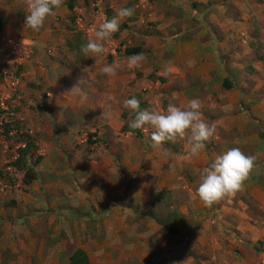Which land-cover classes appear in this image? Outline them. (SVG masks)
Masks as SVG:
<instances>
[{
  "label": "crops",
  "instance_id": "obj_1",
  "mask_svg": "<svg viewBox=\"0 0 264 264\" xmlns=\"http://www.w3.org/2000/svg\"><path fill=\"white\" fill-rule=\"evenodd\" d=\"M81 1L83 0H63L62 6L46 21L42 29L33 32L24 26L27 14L26 0H17L22 2V4L17 3L21 4L20 9L16 5L8 16L10 3L0 0V32L20 35L29 44L32 54L33 51L36 53L33 54V59L27 62L25 72L22 74L28 77V80L34 78L35 81L41 75L46 76L47 81L59 79L56 85L57 91L62 89L66 82L74 81V92L77 95L85 90L78 82L89 81L96 86L101 82V87L103 86L101 89L90 87L93 90L91 95L93 100L98 99L91 104V108L95 113L103 115V120L107 121L111 140L115 133L122 136L120 130L127 122L118 118L123 110L119 108L120 103L133 93H140L144 97L141 101L144 108L157 111H164L169 103L184 107L188 100L198 98L202 102L203 118L209 124L216 125L215 137L206 142L205 148L196 156L189 152V145L184 140L181 142L184 145L183 149L178 153L171 152L172 155L171 153L165 155L161 145H159V153H155L153 159L152 154L145 149H140L143 154L129 155L127 159L128 166H131L129 169L138 166L140 162L144 163V167L143 164L140 165L143 171L140 170L141 174L130 182L129 186L136 183L143 187L144 191L151 187H154L151 189L153 191H164L171 187L172 191L182 194L181 199L184 204L188 203L190 208L195 209L194 211L209 209L210 206H205L196 194L200 182L199 173L215 156L212 155L215 151H210L207 145L212 143L220 145L218 154L228 150L229 145H234L245 155L253 156L255 159L242 188L232 196L225 197L231 204L226 203L224 205L226 211H223L232 214L231 209L238 202L245 208L241 196L244 199L249 198L252 204H258L260 200L264 201V185L259 182V179L264 180V156L261 157L259 152L255 151L254 136H247L249 122L228 119L229 113L238 112L239 108L241 109L239 112L244 115L245 107L242 109V106L255 100L254 98L258 97L261 91L264 81V0H108L105 8L106 18L113 17L122 7H132L135 11L132 16L121 22L119 30L106 42L107 51L102 55L91 57H85L80 48L87 39L95 37V32L84 31L86 37L79 42L77 31L68 32V28L61 26L63 20L73 21L71 8L74 5L84 7ZM61 49L69 52L75 50L81 58L76 59L75 62L65 56L62 57L59 55ZM137 53H142L145 59L139 69L130 70L127 67V58ZM30 62L34 64L35 73L32 76L33 71L28 70ZM105 64L119 65L115 76L108 77L101 72ZM61 95L65 94L61 93L58 96L60 101ZM6 96L10 98L9 92ZM80 96L79 99H82L83 95ZM54 99L55 97L51 103L53 105L49 104L48 106H51L47 108L48 106L43 103L36 108L37 112L35 107L29 105L20 106L18 109V104L16 105L14 100L10 105L12 116L14 114L15 118L20 119V122L17 121L19 126L24 128L22 130L33 133L30 137L27 135L16 139L14 148L27 150L32 146L36 149L37 155L42 154L43 159L41 163L39 162L38 168L44 166L43 174L46 179V176L53 175L49 166L55 162L54 157L59 155L57 144H71L65 132L57 134V137L52 129L53 122L49 124L52 119L55 124L60 125L59 113H63V109L67 106L60 105ZM77 103L75 111H84L82 101ZM113 104L115 105L112 106ZM209 104H214L215 107L209 108ZM47 112L56 113L50 118L49 115H45ZM233 131H236L235 135L238 136L235 137L234 144L227 135L230 132L232 134ZM144 137L145 141H148V138ZM37 145L39 148L36 147ZM32 151L28 153L32 154ZM193 162L198 164L194 165ZM91 170L96 177L104 176L94 165ZM106 170L109 172L102 171L107 174V178L102 183L108 195L106 199L112 203L123 195L125 178H129L133 172L128 169L121 172L112 167ZM89 171L90 169L78 170L79 174L76 177L79 182L83 184L84 176ZM141 178L143 180L140 182ZM35 179L28 184L21 179V185L23 184L27 190L14 189L10 194L22 204L19 215L15 212L13 216L0 218V264H71L69 256L79 247L86 251L91 264L90 244L81 243L78 235L73 234L77 229L71 228V225L78 224L77 221L81 219L48 215L54 209L53 202L62 197V192L58 194L57 190L54 193L50 191L49 196L37 192L39 186L38 180ZM52 184H54L52 188H57L55 181ZM52 188L49 187L48 190ZM79 192L90 191L83 186ZM82 193L76 195L81 202ZM63 199H68V195H64ZM72 199L73 195L69 200ZM44 204L47 210L42 213L46 215H41L39 210ZM179 206L184 207L182 204ZM59 212L65 213L63 210ZM29 213L36 215H28ZM100 218L99 215L95 216V219L91 216V221L95 223ZM251 219L250 216L247 222L246 219L239 221L237 226L233 225L234 231L228 233L233 237V247L239 250L238 259L234 264H257L253 260V251L260 241L263 243L262 247L264 246L262 220L256 225V223L250 224ZM101 222L105 223L104 226L109 225L111 217H106ZM230 223L226 222L223 226ZM100 225L97 223V227L93 230L96 234L91 233L90 238L86 237L88 242L96 241L98 237L100 240L109 237L111 229L109 227L100 229ZM212 231L207 233L208 238L212 237ZM92 234L96 235V238H93ZM73 241L76 243L71 245ZM192 242L195 243L194 237ZM192 242L191 246H194ZM97 243L101 251L109 246L108 243L104 246ZM109 255L110 253L102 257L107 258Z\"/></svg>",
  "mask_w": 264,
  "mask_h": 264
},
{
  "label": "rangeland",
  "instance_id": "obj_2",
  "mask_svg": "<svg viewBox=\"0 0 264 264\" xmlns=\"http://www.w3.org/2000/svg\"><path fill=\"white\" fill-rule=\"evenodd\" d=\"M6 1L10 3L7 16L13 12L11 9H15L16 5L20 9V5L22 4V2H17V0ZM92 1L93 0L81 1L84 7H86V11H90V4ZM62 23L61 26L68 28V32L72 30V32L77 31V33H79L77 36L79 42L86 37V33L79 30L74 21L68 19L63 20ZM7 38H19L28 48L29 57L24 58V62L19 68H17L14 63L11 65V62L8 60L10 56L5 50V41ZM34 53L35 51H33V54ZM33 54L29 48V44L24 41L20 35H8L0 32V101H3L4 104L10 108V105L13 104L11 101L14 100V103L16 105L18 104V109L20 106L25 107L29 105L32 108L35 107L34 109L36 111V108L43 103L46 107L53 103L52 99L55 97L54 101L57 100L60 105L66 104L67 106L63 109V113H59L61 124H55V121H52V119L49 121V124L53 122L52 129L55 135L65 132L64 134L68 136L71 144H57L59 155L54 157L55 162L53 165L49 166L53 175L51 177L46 176V179L43 174L44 166L42 165L38 168L39 162L41 163L43 159L42 154L37 155L36 149L32 146H29L27 150L26 148H14L17 143L16 139L21 138V136L26 137L27 135L30 137L33 133L30 134L29 132L27 133V131H23L24 128L19 126L18 123L20 119L15 118L14 114L13 122L5 121L6 118L9 119L10 117L3 114L0 105V180H4L9 176L16 180H20L23 179L21 176L25 174V171H28L36 175L39 186L37 192H43L45 195L48 194V196L50 191L54 193V191L57 190L58 194L62 192V197H59V200L55 203L53 202L54 209L50 211L48 215L58 217L70 216L81 219V221H77L79 222L78 224L71 225V228L77 229V232L75 230L73 234L76 233V235H78L81 243L90 244L89 253L91 264H234L238 259L239 250L233 247V237L229 236L228 233L234 231L233 225L237 226L239 221L245 219L246 222L249 221L250 216L252 218L250 224L256 223V225H258L260 220H262L261 223L264 226V201L260 200L258 204H252L249 198L244 199L243 196H241L245 208L238 202L236 206L232 207V214H230L223 211H226L224 207L226 203L231 204V202L224 198L212 204L209 209L194 211L195 209L190 208L188 203L184 204V201L181 199L182 194L172 191L171 187L164 191L151 190L154 187L144 191V188L139 186V184L134 183L129 186V183L136 180L137 176L141 174L140 170L142 168L140 165L143 164L144 167V163L140 162L138 166L135 165L133 169H129V167H131L128 166L129 163L127 161L129 155L142 153L140 149H145L148 153L152 154L153 159L155 153H159V145H155L151 140V130H141L131 127L130 122L134 117L123 108L121 102L119 108H123V110L119 113L118 118L120 121L127 122V124L120 130L122 136L115 133V136L112 137L113 140H111L109 136L111 133L108 131L107 121L105 119L103 120V115L95 113L93 108H91V104L95 103L98 99L95 98V100H93L91 96L93 90H91L90 87L95 86L101 89L103 87H101V82L98 83L99 87L89 81L78 82V84H82L85 89L83 93H78L79 96L81 94L83 95V98L79 99L77 93L74 92V81L66 82L64 87L57 91L56 85L59 79L47 81L45 79L46 76L41 75L38 76L39 79L36 81L34 78L28 80V77H25L22 73L25 72L24 68L27 62L36 55V53ZM59 55L62 57L65 56V58H69L75 62H77L76 59L78 60L81 58V55H78L75 50H70L69 52L68 50L65 51L61 49ZM8 66L10 68L16 67L17 69L12 76L10 75L4 78L3 72ZM28 70L33 71L31 76L35 73L33 62H30ZM64 88L67 89L64 90ZM7 92H9L10 98L6 96ZM11 92L14 94L12 95ZM61 93L65 95H61L60 101L58 96ZM133 94L141 98L140 101L144 100V97H142L140 93ZM254 99L255 100L246 103V106H242V109L245 107V111L243 112L244 115L239 112L241 111L239 108L238 112L233 111L229 113L228 119H236V122L243 120L249 122L247 127L248 133L246 130L245 133L248 134V137H250V135L254 136L253 143H255L256 146L255 151H257V153L259 152L258 154L263 157L264 81H262L259 96ZM79 101H82L85 110L76 112L75 109ZM114 105L115 104L112 106ZM141 107L144 108L142 105ZM88 108L91 109L88 110ZM11 109L12 107L10 110ZM251 110L254 112L252 113ZM55 113L56 112H47L45 115H49L51 118ZM33 119L31 118V120ZM54 119L58 121L57 118L54 117ZM128 119H131V121H128ZM12 127L16 129V133L11 135L9 134V130ZM63 128L66 129L63 130ZM235 132L236 131H233L232 134L231 132L227 134L230 136L233 144L235 143V137H238L235 135ZM144 136L148 138V141H145ZM242 136L244 135L242 134ZM249 140L250 139H248V141ZM184 141L186 142L187 139L185 138ZM181 142L183 141L177 140L176 142H163L160 145L163 147V152H165L166 155L171 152H180L184 146ZM36 147L39 148L38 145ZM207 147H209L210 151H215L212 155H217L221 148L220 145H214L213 143L209 146L207 145ZM228 147L230 149L235 146L229 145ZM31 150H33V155L28 153ZM170 155H172V153ZM19 159L20 165L17 166L15 162ZM169 159V163H171V158ZM192 164L196 165L198 162H193ZM93 165L96 169L99 168L104 176H94V171L91 170ZM111 167L112 169L117 168L121 172L128 169L132 171L133 174L130 175L129 178H125L123 195L114 202L109 203L106 199L108 196L105 193L106 188L102 183V181L107 178V174H104L102 171L105 170V172L108 173L109 171L106 169ZM79 169H90L88 173H84L85 181L83 184L79 182L76 177V175L79 174ZM141 171H143V169ZM142 180L143 178L140 179V182ZM53 181L57 183V185H55L57 188H52V185H54L52 184ZM259 182L264 185V180L259 179ZM256 183H258V181ZM83 186L84 189H88L90 192H79V190L83 189ZM49 187L52 189L48 190ZM14 189L20 191L27 190L22 184L20 187L0 191V218L13 216L15 212H17L16 215H19L22 204L18 199L10 196ZM81 193L83 195L82 202L78 201L76 196ZM64 195H68V199H63ZM71 195H73L72 201L69 200ZM42 196L44 197V194H42ZM180 204L184 205V207L180 208ZM45 209L47 210V207L44 204L43 208L39 210L41 215H46V213H42ZM61 210L65 211V213H60L59 211ZM30 213L28 215H36ZM38 214L39 213H37V215ZM98 215L101 217L100 220L92 223L91 216H94L95 219V216ZM153 216L161 217L169 221L175 228L176 233H168L162 225L156 223ZM106 217H111V224L104 226L105 221H101ZM226 222L231 223L224 227L223 225ZM97 223H99V225L101 224L100 229H104V227H109L111 229L109 231V237L105 240H100L98 237L99 240L88 242L86 237L90 238L91 233L96 234L93 230L97 227ZM210 231H212V237L208 238L207 233ZM92 237L96 238V235L92 234ZM192 237H194L195 243L192 242ZM97 242L102 246L108 243L109 246H107V249L101 251ZM191 242L194 246H191ZM74 243L76 242L73 241L71 245ZM258 244H256V249L253 251V260L257 264H264V255H262L264 253V246L262 247L263 243L261 241ZM260 249H262L261 252ZM109 253L110 255L107 256V258L102 257V255L104 256ZM99 254L102 255L100 256Z\"/></svg>",
  "mask_w": 264,
  "mask_h": 264
},
{
  "label": "clouds",
  "instance_id": "obj_3",
  "mask_svg": "<svg viewBox=\"0 0 264 264\" xmlns=\"http://www.w3.org/2000/svg\"><path fill=\"white\" fill-rule=\"evenodd\" d=\"M63 0H26L24 26L33 32H39L46 21L62 6ZM134 8L122 7L111 18H105L95 30V37L81 45L80 51L85 57L104 54L105 42L116 33L120 24L134 14ZM145 59L142 53L128 56L127 67L139 69ZM119 65L105 64L101 72L108 77L115 76ZM123 108L134 118L130 126L141 130H151V140L155 145L163 142H176L187 139L189 152L198 155L210 139L215 137L216 125L209 124L203 118L202 102L198 98L188 100L186 106L179 107L169 103L164 111L149 110L141 107V101L133 94L122 102ZM209 104V108H214ZM254 157L245 155L239 148L233 147L214 156L211 162L199 173L196 194L205 206L230 197L239 191L253 168ZM6 180V179H4ZM2 180V181H4ZM18 186L20 187L21 179Z\"/></svg>",
  "mask_w": 264,
  "mask_h": 264
},
{
  "label": "built area",
  "instance_id": "obj_4",
  "mask_svg": "<svg viewBox=\"0 0 264 264\" xmlns=\"http://www.w3.org/2000/svg\"><path fill=\"white\" fill-rule=\"evenodd\" d=\"M107 1L108 0H93L90 4V11H86L84 7L79 5H74L71 8V16L76 27L86 33L95 32L99 24L106 18L105 8L107 6ZM5 50L10 56L8 59L9 62H11L10 64L13 65L12 63H14L17 68L23 64L24 58L29 57V51L26 44L19 38H7L5 41ZM17 68H10L8 66V68L3 72L4 78H7V76L10 75L12 76L13 73L16 72ZM0 105L3 114L10 117L9 119L6 118L5 121L13 122L14 120L11 118L12 112L10 108L6 106L3 101H0ZM14 133H16V129H14V127L10 128L9 134L12 135ZM13 186H18V182L14 181V178L11 176L7 177L4 181L0 180V191L9 189Z\"/></svg>",
  "mask_w": 264,
  "mask_h": 264
},
{
  "label": "trees",
  "instance_id": "obj_5",
  "mask_svg": "<svg viewBox=\"0 0 264 264\" xmlns=\"http://www.w3.org/2000/svg\"><path fill=\"white\" fill-rule=\"evenodd\" d=\"M129 51V50H127ZM20 159L15 162V164L18 166ZM35 174L32 172H28L25 171V174L23 175V182L28 184L30 183L33 179H35ZM153 218L155 219V221L162 225L165 230L168 233L171 234H175L176 230L175 228L172 226V224H170L166 219L161 218V217H157V216H153ZM69 261L71 264H90L89 258L86 254V251L83 248H76L69 256Z\"/></svg>",
  "mask_w": 264,
  "mask_h": 264
}]
</instances>
